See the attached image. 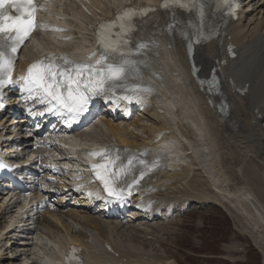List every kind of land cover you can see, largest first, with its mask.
I'll return each mask as SVG.
<instances>
[{"label":"bare ground","instance_id":"bare-ground-1","mask_svg":"<svg viewBox=\"0 0 264 264\" xmlns=\"http://www.w3.org/2000/svg\"><path fill=\"white\" fill-rule=\"evenodd\" d=\"M107 2L115 5L118 0ZM241 3L243 9L238 20L225 29L226 34L222 38L217 36L211 41L194 43L189 37L183 41L175 34L160 39L162 52L153 57L147 70L140 73L139 86L148 90L142 92L144 99L152 100L151 107L141 106L135 112L136 118L123 125L104 120L103 128H95L94 134L96 141L107 140L120 146L142 148L155 140L158 133L169 132L156 144L154 160L157 169L149 174L146 191L158 190V198L184 199L190 204H210L221 209L225 201L224 209L231 215L244 214L243 219L247 218L264 229V207L253 190L255 178L264 183V0H241ZM94 4L96 8L90 9L93 16L104 13L100 3L94 1ZM49 21L58 25L57 29H62L53 30L51 37L55 35L61 40L59 36L66 33L67 25L55 17ZM87 22L89 18L80 15L78 26H68L82 36L84 44L88 31L83 24ZM47 42L44 47L54 45L52 41ZM229 43L236 47L235 60L224 57ZM58 45L63 46V42ZM150 52L156 53V50L151 49ZM222 57L226 65L220 72H215L214 67ZM231 78L237 86L249 85L247 94L242 96L232 92L227 83ZM124 112H127V117L129 109ZM0 126V135L4 133L8 137L11 125ZM248 158L251 163L245 166ZM258 169H261L262 176ZM229 179L238 186L231 187ZM247 184L250 188H246ZM66 198H70L69 195L57 197V203L61 206ZM153 205L144 199L141 205L143 216L148 214L146 217H150L147 210ZM1 207L0 198V221L8 215ZM154 213H159V210L155 209ZM141 219L133 215L127 222ZM20 225L21 229H14L10 224L11 231H7L8 224L0 228V242L15 239L2 251L10 253L20 249L23 252L11 261L4 258V262L0 257V264H14L22 255L27 258L42 255L29 264L37 261L44 264L52 258L49 256L51 250L65 249L70 244L85 246L89 253L84 259L88 264H100L107 259L116 264L121 260H126V264H178L165 248H162L164 254L161 255L133 245L132 240L135 235L142 234L139 227L144 223L138 221L135 225L126 226L106 222L90 215L89 204L84 200L74 199L71 205L57 213L42 215L38 223L25 221ZM123 230L128 231L130 239L126 244L121 239ZM164 235L160 236L161 241L171 237ZM104 243L113 247L118 258H110L103 253L92 255L94 251L99 252ZM32 248H36V252ZM236 248H228V251Z\"/></svg>","mask_w":264,"mask_h":264},{"label":"snow or ice","instance_id":"snow-or-ice-1","mask_svg":"<svg viewBox=\"0 0 264 264\" xmlns=\"http://www.w3.org/2000/svg\"><path fill=\"white\" fill-rule=\"evenodd\" d=\"M223 2L228 3L229 0ZM198 3L199 7H197ZM162 7L165 9L178 7L189 12L195 8L201 23L204 17L202 0H164ZM36 11L34 0H0V90L12 82L16 53L36 28ZM147 11H155V9H142L140 13L133 9H125L123 12H117L113 21L102 23L97 29V41L102 51L95 63L76 64L66 56H48L31 64L27 74L20 78L24 82L23 90L30 94L35 93L41 103L47 101L49 110H54L55 114L67 115L73 119L88 110V105L94 96L115 92L117 89L128 91L130 86L127 81L130 77L141 78L137 65L143 63L130 59L132 52L128 47L129 33L132 30L130 21L136 15ZM188 23L192 25L193 22L189 20ZM113 28H118V31L113 32ZM207 38L209 37H205ZM146 47V44L139 43L136 51L139 52ZM56 60L63 61V64L55 63ZM131 90L148 91L137 88ZM123 98L132 99L131 96ZM108 151V149H100L85 155L100 157ZM92 167L109 195H118L113 187L118 173L112 171L110 175H105L109 170L104 165L93 163ZM69 259L71 261L73 258Z\"/></svg>","mask_w":264,"mask_h":264},{"label":"rangeland","instance_id":"rangeland-1","mask_svg":"<svg viewBox=\"0 0 264 264\" xmlns=\"http://www.w3.org/2000/svg\"><path fill=\"white\" fill-rule=\"evenodd\" d=\"M144 124L148 126L146 121ZM250 163L251 159H246L245 166ZM260 171L261 169H258L260 176H262ZM223 178H226V176ZM253 181V190L259 195V202L264 207V183L260 180L256 181V178ZM229 182H232L231 187L238 186V184L235 185L233 180L229 179ZM249 184L246 188H250L251 184ZM225 204L227 205L224 201L223 206L220 205L225 208ZM224 208L221 209L210 204L204 209L193 207L188 214L181 216L176 222H172L168 226H161L159 223V226L153 225L151 229L147 227L152 226H146L149 223L144 222L143 227L146 228L139 227V230L143 232L137 236L133 233L135 239L133 238L132 243L151 253L161 255L164 254L163 249L165 248L169 256H173L178 264H264V229L261 228V225L255 226L247 218L246 222L243 219L245 218L244 214H241V216L231 215ZM202 219L204 224L202 228H199L203 222ZM127 234L128 231L126 230L121 233V239L125 244L130 240ZM164 234L171 237L166 241H161L160 236ZM33 236H35V233H33ZM164 237L166 236L164 235ZM40 239L42 238L40 237ZM6 242L3 239L0 245L4 247ZM5 247H7V243ZM232 247H239V251L237 252L236 248L229 252L228 248ZM44 248L46 249V247ZM35 249L32 248V251L36 252ZM22 253L21 251L20 254ZM30 256L33 259H38L42 255ZM18 259L19 262L15 261L14 264H29L27 261H31L25 255Z\"/></svg>","mask_w":264,"mask_h":264}]
</instances>
